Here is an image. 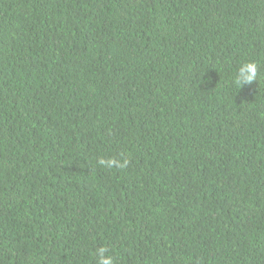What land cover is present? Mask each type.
Returning a JSON list of instances; mask_svg holds the SVG:
<instances>
[{
  "label": "trees",
  "instance_id": "1",
  "mask_svg": "<svg viewBox=\"0 0 264 264\" xmlns=\"http://www.w3.org/2000/svg\"><path fill=\"white\" fill-rule=\"evenodd\" d=\"M101 247L264 264V0H0V264Z\"/></svg>",
  "mask_w": 264,
  "mask_h": 264
},
{
  "label": "clouds",
  "instance_id": "2",
  "mask_svg": "<svg viewBox=\"0 0 264 264\" xmlns=\"http://www.w3.org/2000/svg\"><path fill=\"white\" fill-rule=\"evenodd\" d=\"M259 74V65L255 61H247L240 64L234 74L233 84L237 88H241L245 84H251L257 80ZM103 163V161H101ZM106 247L98 249L99 261L98 264H114V260L110 254H107Z\"/></svg>",
  "mask_w": 264,
  "mask_h": 264
}]
</instances>
